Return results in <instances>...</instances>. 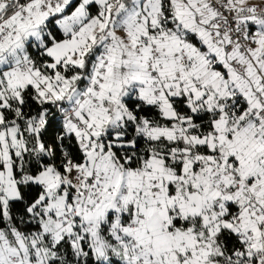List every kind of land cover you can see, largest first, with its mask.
<instances>
[{
    "label": "snow or ice",
    "instance_id": "obj_1",
    "mask_svg": "<svg viewBox=\"0 0 264 264\" xmlns=\"http://www.w3.org/2000/svg\"><path fill=\"white\" fill-rule=\"evenodd\" d=\"M0 264H264V0H0Z\"/></svg>",
    "mask_w": 264,
    "mask_h": 264
}]
</instances>
